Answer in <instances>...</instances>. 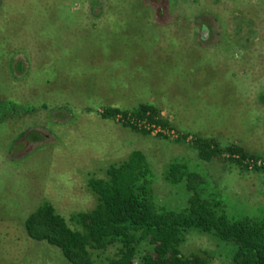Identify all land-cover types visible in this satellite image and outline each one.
I'll list each match as a JSON object with an SVG mask.
<instances>
[{
    "label": "rangeland",
    "instance_id": "obj_1",
    "mask_svg": "<svg viewBox=\"0 0 264 264\" xmlns=\"http://www.w3.org/2000/svg\"><path fill=\"white\" fill-rule=\"evenodd\" d=\"M205 17L211 31L197 25ZM18 54L29 72L16 79ZM263 92L264 0H0V264H71L28 236L26 217L43 200L67 219L92 209L88 180L133 150L146 154L158 202L172 209L189 193L165 180V168L199 161L195 136L237 142L264 164ZM144 103L171 126L143 134L100 116ZM204 168L230 213L264 209V170ZM183 250L209 251L211 264H229L232 253L196 231Z\"/></svg>",
    "mask_w": 264,
    "mask_h": 264
},
{
    "label": "trees",
    "instance_id": "obj_2",
    "mask_svg": "<svg viewBox=\"0 0 264 264\" xmlns=\"http://www.w3.org/2000/svg\"><path fill=\"white\" fill-rule=\"evenodd\" d=\"M200 21L199 27L213 29L211 17ZM14 60V78L27 75V59L18 54ZM258 100L264 106V92ZM100 116L143 134L152 133L153 127L171 126L149 103L133 110L107 107ZM158 135L165 137L161 132ZM30 137L40 139L34 131ZM193 146L199 161L174 158L164 172L168 183L183 185L189 193L186 206L172 209L159 204L157 177L150 162L143 151L133 150L126 159L110 164L103 177L88 180L96 197L92 209L75 211L67 219L49 200H43L25 219L28 236L57 247L71 264H211L214 256L209 251L183 250L187 236L196 231L230 246L229 264H264V209L253 214L230 213L225 194L204 168V164L221 161L259 172L264 170L263 158L237 142L222 144L213 136H195ZM110 248L117 249L115 254L105 255Z\"/></svg>",
    "mask_w": 264,
    "mask_h": 264
}]
</instances>
